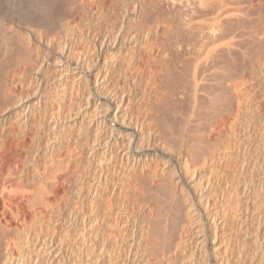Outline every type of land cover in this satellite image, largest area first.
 I'll use <instances>...</instances> for the list:
<instances>
[{
  "label": "bare ground",
  "instance_id": "1",
  "mask_svg": "<svg viewBox=\"0 0 264 264\" xmlns=\"http://www.w3.org/2000/svg\"><path fill=\"white\" fill-rule=\"evenodd\" d=\"M57 1L58 0H0V21H4L3 27H0V64L2 62L4 64L5 60H8L7 68L1 69L2 75H0L3 79L0 81H3V94L0 96L2 97L0 102V264H67V261L70 260H68V257H65L66 254H64L62 250H65L63 247H65L64 242L68 241H66V239H69L70 235L73 234L76 235H73V237H76L73 246L78 247L77 244L80 245L78 249H75L78 251L80 248L76 257L80 256L82 258V256H84V252L82 253L83 250L88 254L87 251H89V248L87 249L86 247L92 246L90 247V249H92L95 244L97 245L100 243V250L99 254H96L98 255L96 259L98 258L99 261H109V263H106L110 264V262L112 263L111 255L115 254L116 256V253L119 252H113L116 251V246H112L110 241L114 240L111 242L115 243L117 241L120 242L119 239H121L123 231L124 234L127 233L125 231L127 229L125 228L128 227V223L130 226L132 225L130 228L133 229L132 234L130 233L131 231H129V234L134 236V241L129 242V240H126L129 243L133 242L134 246L132 245L133 243H128V246L129 248L133 246V249L135 246L138 247L136 244L137 238L139 243L142 244L140 245L138 243L143 247L142 251L147 254L144 258L146 262L151 259L152 264H181L183 260L179 262L178 256L181 255L180 252L185 253V251H182L183 246L181 244L182 242L184 243V241L181 239L184 238L183 232L186 231L187 233V231L191 229L195 214V207L193 206V201L195 199L203 205L205 203L204 208H208L207 204L209 201L206 200L209 198L205 200L203 197L206 191L209 192V189L210 192L212 191L210 194L212 195L213 193L214 196H212L216 201H213V205L217 203L218 208H220V213L223 212V215H218L213 212L215 216L218 215L216 217H219V220L217 219L219 224H223L221 220L224 219L223 221H225V219L227 220L229 216L231 217L235 213L234 201L237 198V194L235 190L229 191V186L226 183H222V177L225 173L218 167L221 166H219L220 163L222 164L221 167H223L224 164L227 165L230 157L233 160L232 156H238L237 147L241 144L239 143L240 139L244 137L240 138V133H231L230 131L224 132L217 130L216 133L213 132L215 131V126H217L223 116L222 113L226 112L229 114L231 111H234L231 105L233 101L244 103L243 99L240 100V96L245 92L237 81L238 77L234 76L233 73L231 74V72H225L223 69L224 67H222L226 57V53L222 50H225L228 55L231 53L230 51H232V43L230 40H225V37L222 36L225 31L223 27L228 23L231 25L233 24L234 21L232 19H236L238 16L236 14L237 11L235 9H227L226 6L224 7L222 0H132L134 3L132 7L133 10L128 15H124V21H122V23L120 22L121 25L119 29H117V32L110 36V34H107L108 31L104 34V30L102 36H98L99 40H97L99 43L95 48L96 41H94L91 38L92 35L89 34H91L90 32L94 34L93 31L96 28L95 26H99V23L101 25L100 19L105 18H102L103 14L100 12V9H102L101 4L106 0H63L64 5H66L65 10H68V12H65L67 13L66 15L69 21L62 23L63 21L58 22L53 19L50 22V20H48L50 24L52 23L50 25L52 27L47 29L41 23L46 21L42 19L43 15L45 18L47 15H50L47 13L50 11V8L53 6L55 7V3L57 4L60 2ZM114 1L117 2V0ZM111 3L113 4V2ZM157 4H161V6L163 5L165 8H163L165 10L163 13L166 20L163 21L165 24L163 28L166 37L163 38L162 36L163 39L158 38L162 39L161 41L157 43L153 42V49L156 47L154 51L152 47H148L150 49L148 50L147 46L144 44V39H146L147 43L149 41L147 40L149 31L146 30V32H144V37H142L143 35L140 36L144 38L142 39L144 40V49L150 52L154 51V53L152 52L151 55L148 56L152 64L159 63L162 73L165 74L166 77L173 78L179 82L175 86H173L171 82V87L170 85H163L165 84L163 83L160 85L159 89L157 87L159 90H156L159 92L158 94L154 92L156 87L154 88L153 92L156 95L153 98H148L146 96L147 93H145L147 98L142 99V102H136L135 99H137V95L135 90L131 95L129 92L127 93V91H125L124 87L119 90V92H111L109 84L114 80H111V75H114L111 74V70L116 72L114 69L118 67H115V65L117 66L120 64L118 63L119 61H124V58L127 57V54H125L126 57L123 56L124 53L122 51L123 48L127 46V44L126 46L123 45V34L125 36L123 23H126L133 31H138V29L139 31H145L144 28L146 26L148 30L152 29V27L158 30L157 28L160 26L158 27L159 24L155 23V21L158 22V18H160V20L163 18L162 11L159 12V14H162V18L157 16L158 13H156V15H151L153 13L149 12L151 8L158 6ZM106 5L108 4L106 3ZM112 7L111 5V8ZM62 8H64V6ZM181 8H185L184 14L187 18H184V15L180 14L181 10L179 9ZM54 10H51L50 13ZM103 11L105 12V10ZM108 13H110V10ZM54 14L52 16L56 15ZM59 14L56 16H59ZM61 14L64 16L63 13ZM110 16L109 19L113 17L111 14ZM177 17H179L181 21H179ZM126 18H128V22H126ZM41 19L43 21L40 22ZM72 20L73 22H70ZM112 20L113 18L111 21ZM177 21L178 26L176 27V32H180L179 37L172 36L173 31L176 33L174 26ZM79 22L85 24V35L86 37H90L89 46L92 47V49H96L97 56L105 52V54L111 55V60L110 56H108L109 61L104 60L103 67L106 70L104 76H97V78L94 79L95 84H93L96 86L95 98L93 97L91 102L89 97L86 99L88 100L87 104L94 107V114L97 115L94 117L93 123H91L92 127H94L92 128L94 133L91 139H93L92 141L94 143L96 142L102 145L101 155H99L100 157L98 158L96 157L97 153L94 146L88 149L89 155H87L90 160H96L97 158L99 164L94 172H92L93 175H91L92 177L90 180H86L81 173L77 174L79 173L77 172L79 169L77 167L83 165H78V156L80 160L81 154L79 155V150H74V148L71 149L73 145L67 146L65 155H61L62 157L64 156L63 159H60L62 157H59L60 160L55 158L56 161L54 160L55 151L53 152V149L55 150L60 147V145L58 146V144L54 142V144H50V147H46L47 143L49 145V141H47L46 138L44 140L46 133H31L30 130L29 133H26L31 125L34 124L32 119L37 116L35 113L36 110L41 119L49 117L48 115L53 111L50 107L51 112H49L47 116H44V112L46 111H44V101L40 95L44 82H47L43 77V71L49 62L48 55L52 52H56L57 57L54 58L53 67L57 73L61 71L62 68L68 71L70 69L69 72H71V70H73L72 72H74V70L79 71L84 67L85 63L86 65L89 63L88 56H85V54L77 58L74 56L76 60H71L73 56L70 55L71 59H68L69 55L67 51H76V47L78 48L80 44H82L78 41L80 42L78 46L75 42V40H77L76 38L81 34V25L78 26ZM106 23L107 22H105V24ZM100 27H103V25ZM109 28L107 27V29ZM96 30L100 32L98 31L99 28ZM161 30L163 31V29ZM152 33L154 32L152 31ZM218 33L221 34L220 38L218 41H215L214 38L217 37ZM131 35V38H128L131 39V45L132 43H138V34L135 32ZM83 37L81 36V39ZM125 41H127V39ZM8 42L11 46L13 45V53L15 54H11L12 52L9 53V51L6 50L9 46L7 45L6 47V43L8 44ZM74 42L77 44L76 47L74 46ZM140 47L141 46H139V50ZM87 49L90 48L88 47ZM82 50L84 51V49ZM82 50L81 53H83ZM139 50L137 49L138 53ZM147 50L145 51L147 52ZM127 52H130V50L125 53ZM73 54L74 52H72V55ZM94 54L92 56H94ZM139 54L138 57L140 56ZM145 54L148 55V53ZM107 55L106 59L108 58ZM130 55L132 57V53L129 54V56ZM97 56L96 58L92 57V59L94 58L97 60ZM50 57L49 55V58ZM138 57L135 56V58H133L136 59ZM13 58L15 62L11 61L12 63H10L9 59L13 60ZM129 59L130 58L127 60L129 61ZM138 60L139 59H137V61ZM128 61L126 66L130 63H128ZM134 61L136 62V60ZM5 64L7 65V62ZM131 64L132 63H130V65ZM169 64H172L174 67L173 73L170 72L168 68ZM130 65L129 67H131ZM113 67L115 68L112 69ZM120 67L122 66L120 65ZM136 67L134 68L135 70ZM3 68H5V66H3ZM123 68L125 67L123 66ZM135 70H133V72ZM136 71L139 72L138 70ZM157 71L155 72L157 73ZM118 72H120V70ZM123 72L121 70V73ZM60 73L63 74L65 72L63 71ZM77 75H80V73ZM125 75L127 74L125 73ZM125 75H123V77ZM120 76H118L117 79L121 78ZM128 76H130V74ZM33 79L36 81L33 82ZM155 79L156 78H154V80ZM117 81L115 77V82ZM135 81L136 80H134V82ZM33 83H35V90L33 91L32 89L33 93H30L27 89H30ZM122 83L121 85H124ZM127 83L131 84L130 81ZM151 84L157 86L156 82ZM65 85L66 84H64V89L62 88L63 90L61 93L58 89L57 91H59V93H56L58 95V100H56L57 103L59 102L57 104L59 109H61L60 106H63V100L67 94ZM71 85L73 87V83ZM119 85L120 84L117 86ZM121 85L119 86L120 88ZM153 85L152 87H154ZM72 87L70 90H72ZM111 88H113V85ZM0 90L2 89L0 88ZM81 90L83 91V88ZM128 90L130 91V88ZM70 94L71 95L68 97L72 99L71 97L73 95L72 93ZM132 95H134L133 98L131 97ZM151 95L153 94L151 93ZM33 97L36 98V104L32 101ZM76 99L73 101H76ZM48 100L50 101V99ZM138 101H140V99ZM53 102L55 101L53 100ZM67 105L70 106V104ZM122 107L124 108L123 110ZM64 108H66V105ZM18 112L20 116L17 114ZM34 113L36 114L35 116ZM54 113L55 111H53V114ZM15 114H17V116H15ZM12 115H14L16 119L19 116L18 125L22 126V128L18 126L19 129H27L24 133H18L19 136H21L18 141H21V138H23V141L29 139V143L26 142L27 145L25 144L26 146L24 145L25 142L23 144L21 143L25 146V149L23 147V154L20 152L21 155H18L19 151L17 148H13L18 142L15 140V143H17L14 145V136L17 135V133H11L12 130L10 132V129H13L14 123H8V120L13 118ZM56 117L60 116L57 115ZM169 117H172L174 120L179 118V120L176 124L175 121L169 123L167 122V120L170 119ZM238 117V113H235L236 120H238ZM40 120H37L38 123L43 125V123L39 122ZM39 124L38 126L36 125L38 128L40 127ZM175 125L178 126L177 132L171 128ZM9 127L11 128L9 129ZM159 127H164L165 129H162V131L166 130L165 133L158 132L156 128ZM6 129H8L10 133H2L6 131ZM80 130H82V128H80ZM87 130L89 129L86 128L85 132H87ZM83 131L84 130H82V134L85 133H83ZM81 135L78 134L76 138L80 139ZM88 135L87 133V136ZM69 137L72 138L71 136ZM82 137L84 138V136ZM48 140L51 141V139ZM84 140L86 141L87 139ZM244 140L245 138L243 141ZM88 142L89 139L86 143ZM81 151L83 152V150ZM55 154H58V152ZM116 158L120 160V164L116 162ZM81 162L79 161V163ZM75 171L77 175L74 177L73 173ZM71 176L74 177L73 180H70ZM203 176L205 177L203 178ZM194 180L200 183L199 189L195 186L191 187V182H194ZM65 183L67 184L68 191L64 197L57 196L60 195V192H58L59 185H65ZM61 194L64 193L62 192ZM159 194L161 195L162 201H166V205L160 207L159 215H156L158 208L156 198H160ZM128 204L129 206L132 204L133 207L135 206V209H137L138 216L141 217V219L138 217L140 219L138 220L139 225L136 220H131L130 217H132L133 213L132 215L129 213L128 216L130 217L127 216L129 212V208L127 210ZM167 206H169V210L174 208V210L177 211L179 217L177 222L179 223L180 220L181 225H179V227L181 226L182 228L180 232L183 230V235L179 232L183 238H179V242L178 239H176L177 243L172 247L173 250L171 248L172 251L170 253H168L170 251L167 247L168 241L166 244H163L165 240L164 242L160 240L163 236L159 238L160 231L166 232L168 227V225L166 226V224H168L167 216L171 210L164 212ZM132 211H134V209ZM162 211L165 215L161 214ZM134 212H136V210ZM215 216H212L213 223L215 222ZM162 220H164V222L161 224ZM178 231L179 230L176 231V234ZM178 234L177 236L179 237L180 234ZM163 235H165V233H163ZM175 236L173 237L175 238ZM167 237L168 235H166V238ZM129 238L131 239V236ZM170 238L168 239L170 240ZM124 239L122 240L124 241ZM69 243L71 242L69 241ZM124 243L125 242L122 244ZM69 247L71 248V246ZM66 249L68 250V248ZM211 249H209V253L215 255L212 253L213 250ZM131 250H127V252L131 253ZM72 251L71 254L75 253ZM90 254L89 252L88 255L91 256ZM73 257L75 260V255ZM84 257L86 258V256ZM84 259H81V262ZM126 260L125 264L127 263ZM71 262L73 264L72 260ZM81 262H79V264H81ZM221 263L219 261L217 264ZM74 264H76V262ZM208 264L210 263L208 262Z\"/></svg>",
  "mask_w": 264,
  "mask_h": 264
},
{
  "label": "rangeland",
  "instance_id": "2",
  "mask_svg": "<svg viewBox=\"0 0 264 264\" xmlns=\"http://www.w3.org/2000/svg\"><path fill=\"white\" fill-rule=\"evenodd\" d=\"M222 1H223V4H224V7L226 6L227 9H235L237 11L236 14L238 15L236 19H232L234 21L232 25L229 24V23L226 25V22H225L226 26L223 27V29L225 28L224 29L225 31L223 30L224 32H223L222 36L225 37L224 38L225 40H230V42L232 43V51H230L231 53L229 52L230 54L228 55V53L225 50H222V51H224L226 53V55H225L226 57L224 56L225 59L223 61V66L222 67H224L223 69L225 70V72H227V71H228V73L231 72V74L233 73L234 76L238 77V78L236 77L238 79L237 81L240 83L242 89L245 92L242 96H240L241 97L240 100L243 99L244 103L243 102L238 103L236 101H233L231 105L233 106L232 108L234 109V111H231L229 114H227L226 112L225 113L223 112L222 113L223 116L221 114L222 117L220 119V122H218L217 126H215L216 128L214 129L215 131L213 132V133H216L217 130H221V131H224V132H227V131L229 132L230 131L231 133H240L241 134L240 138H242V137L245 138L244 141H243L244 138L240 139V141H239V143H241L242 145L240 144L241 146L239 145V147H237V151H238L237 155L238 156L237 157H233L232 156L233 160L230 157L229 158L230 162L228 161L229 163L227 162V165L224 164L225 167L224 166L221 167L222 166L221 163L219 164V166L220 165L221 166L218 167L223 173H225V175L222 177V183H226L229 186V191L230 190H232V191L235 190V192L237 194V198L234 201L235 213L233 214L234 216L233 215L231 217L229 216L230 218L228 217L227 220L226 219H225V221H223L224 219L221 220L222 221L221 223H223V224H219L218 223L219 217H216V216L223 215L222 214L223 212L220 213V208H218V204L217 203H216L217 205L216 204L213 205V203L216 202V201H215V198L213 197L214 196L213 193H212L213 196L210 194L212 191L210 192V189H209L208 190L209 192L206 191L205 194H204V197H203L205 200H206V198L207 199L209 198L208 200H206V201H209L208 204H207L208 208H204L205 203L203 205L201 202H198L196 199L193 201V206L195 207V210H194L195 214H194V218L192 220V226H191L190 231H187V233H186V231L183 232L185 236L182 234L183 230L180 232V229H182V228H181V226L179 227V225H181L180 224V220H179V223L177 222L178 221L177 219H179L177 211L174 210V208L170 209L171 210L170 211L169 210V206H167L166 209H165L166 211H164V212H168V210L170 211L168 213V216H167L168 224H166V226L168 225V227H167L166 232L165 231H160L159 238H162V236H163V238H162L163 240L160 239L163 242L165 240V243L161 242L163 244H166L167 241L169 242V243L167 242V245H168L167 247L170 250L168 253H170L173 250L172 247H174L176 245V243H177L176 239H178V242H179V240H180L179 238H183L184 237L183 239H181L182 241H184V243L182 241H180V242H182V244L181 243L180 244L183 246V247L181 246L182 247V251H185V253L184 252H180V254L182 256L181 255H180L181 257L178 256L179 257L178 258L179 262L181 260L184 261V262L182 261L183 264H206V263L208 264V262L210 264H217L219 261H220V263L222 262L221 264H227V263L228 264H264V0H222ZM57 2H59L60 4L59 3H57V4L55 3L54 4L55 7L53 6L52 7L53 9L50 8V11L55 9L54 11H52L51 13H50L49 10H48L49 12L47 11L48 12L47 14H50V15H47L46 18L43 15L42 19H44L46 21L44 22L42 19L40 20V22L43 21L41 23L47 29L49 27L50 28L52 27V26H50L52 24V23L50 24V22L53 19H54V21H58V22L63 21L62 23L66 22V21H69L67 19V15H66L67 14L66 12H68V10L67 9L65 10L66 5H64V1L62 0V3H61V0H58ZM111 2H113V4ZM114 2H115L114 0H110V1L106 0V1H104L105 4L103 3L104 5L101 4V8L102 9L106 6L103 9V10H105V12L102 9H100V12L103 14L102 18H104V17L105 18L104 19H100L101 20V25L99 23L98 24L99 26L96 25L95 26L96 28L94 27L95 28L94 31H93L94 34H92V32H90L91 34H89V35H92L91 38L94 41L97 42V43L95 42V48L97 47V44L99 43V41H98L99 37L102 36L104 30H105L104 34L108 31L107 32L108 35L109 34H110V36L114 35L117 32V29H119L122 21H124V15H126V14L128 15L133 10L132 7L134 6V3H133L132 0H117V2H115V3ZM106 3L108 5L109 4L110 5L109 6L106 5ZM111 5L113 6L112 7L113 9L111 8ZM157 5L158 6H154L153 8H151L149 10V12L153 13L151 15H156V13H158L157 14L158 17H161L162 14H163V18L161 17L162 18L161 20H160V18H158L161 21V23H160L159 20H158L159 23L157 21H155V23L159 24L158 27L160 26L159 28H157L158 30H155L153 27H152V29L148 30L147 26H146L144 28L145 31L144 30H140L139 31V29H138V31L137 30L133 31V29L131 27H129L128 25H126V23H123L124 24V28H125V30H124L125 36L123 34V38H124L123 45L126 46V44H127V46L124 47V48L125 49L127 47L128 48L126 50L123 48L122 51L124 53L123 56H125V54H127V57L126 56L125 57L127 59L128 58H130V59L128 61L126 58H124L125 59L124 61L123 60L119 61L118 63H120V64H118L117 66L115 65V67H118V68H116V69H114L115 67L112 68L116 72L111 70V74H114V75H111L112 76L111 80L114 79L113 80L114 83H113V81H111L110 84H109V88H110L111 92H115V93L119 92V90L123 89V87H124L125 91H127V93L129 92L130 95H131V93H133L134 90H135L136 95L138 96V97L136 96V98H137V99H135L136 102H142L143 101L142 99H145L147 97L148 98L149 97L153 98L156 94L159 93L157 91H159L158 89L160 88V85L163 84V83H165L163 85H168V86L170 85V87H171L172 84H173V86H175L179 82V81H176L173 78L166 77L165 74L162 73V69H161L160 64L159 63L158 64L157 63H153L152 64V61L150 60V57H148L149 55H151L152 52L154 53V51H155L154 49L156 47H154V49H153V42L157 43L158 41H161L164 37H166V35L164 33V28H163L165 26L163 21L166 20L165 19L166 17H165V15L163 13L165 11L164 10L165 8L163 7V5L161 6V4H157ZM60 6H61V8H60ZM63 6H64V8H62ZM109 10H110V13H108ZM179 10H181L180 14H183L184 15L183 17L187 18L185 16V14H184L185 13V8H181ZM53 12L56 15L59 14V13L60 14H59V16H56ZM159 12H161L162 14L160 13L161 14L160 15ZM52 13L56 17L52 16L53 15ZM61 13H63L64 16H62ZM110 14L113 16L112 17L113 18L112 21H111L112 18L109 19L111 17ZM49 16H50V19H49ZM47 17H48V19H47ZM179 17H177V19ZM62 19H64V20H62ZM154 19H156V18H154ZM48 20H50V22ZM103 20L105 22H107V23L105 24V22ZM106 20H108V21H106ZM179 21H181L180 18H179ZM3 22H4L3 20L0 21V27L1 28L3 27ZM70 22H73V20L70 21ZM110 22L111 23L113 22L112 25H111ZM126 22H128V18H126ZM177 23H178V21L175 22V26H174L175 27L174 28L175 32H176V27L178 26ZM79 25H81L80 29H81L82 32L80 31V29H79V31H80V33L82 35L80 34L79 37L76 38L77 40H75V42L77 44L81 42L82 44H80V46L78 44V46H79L78 47L79 49H78L76 47L77 44L74 42V46L76 47V51L72 50V52H74L75 55L74 54L72 55L71 50L70 51L68 50L67 51V53L69 55L68 59H71V57H70V55H71V56H73L71 60H76V58L81 56L82 54L83 55L85 54V56H88L89 60L92 59V57L96 58V56H97L96 49L95 48L92 49V47L89 46V41H90L89 38L90 37H86V35H85V33H86L85 24L84 23L82 24V22L81 23L79 22L78 26ZM102 25H103V27H100ZM105 25H108V26H105ZM84 26H85V28H84ZM107 27L108 28L110 27V28L107 29ZM226 27H227V29H226ZM98 28H99L98 31H100L101 33L97 32L96 29H98ZM161 29H163V31ZM146 30L149 31V36H148L147 40H149L148 43L150 45L147 43L146 39L142 38V37H144V32H146ZM152 31L154 33H152ZM135 32L138 34L137 38L139 40L138 39L137 40L139 42L138 43H132V45H133L132 46L131 43H130L131 39H128V38H131V36H132L131 34H133ZM163 33H164V35H163ZM172 33H173L172 36H176V37L180 36V32L179 33L178 32L174 33V31H173ZM140 35L141 36L143 35V36L141 37ZM220 35L221 34L218 33L217 37H215L214 40L218 41V39L220 38ZM81 36L85 37V39H84V37L82 38L84 41L81 39ZM162 36H163V38H162ZM79 38H80V40H79ZM155 38H156V40H155ZM158 38H162V39H158ZM126 39H127V41H125ZM142 39L145 40V43H144V40H142ZM78 41H80V42H78ZM84 42H85V44H84ZM143 43L147 46L148 50H150L149 48L152 47V49L154 51L150 52L147 49H144L145 46L143 45ZM7 45H9L8 46L9 48L7 47ZM81 45H85V46H81ZM138 45L141 46L140 50H142V51L139 50V46ZM6 47H7L6 50L9 51V53L12 52L11 54H15V53H13L14 52V48H12L13 45L11 46L9 44V42H8V44L6 43ZM88 47L90 49H87ZM11 48H12V51H11ZM80 48H81V50L84 49V51L82 50L83 53H81ZM85 49H87V50H85ZM137 49L139 50V53H141V54L138 53ZM129 50L132 53V57H131V55L129 56V54H131L130 52L125 53L126 51H129ZM145 50H147V52ZM91 51L94 52L95 54L92 53ZM143 51H144V53H143ZM88 52L89 53L91 52L90 53L91 56L89 55ZM87 53H88V55H87ZM107 53H109V52H107ZM145 53H148V55L145 54ZM93 54H94V56H92ZM104 54L100 55L101 57L97 56V60H95L94 58H93L94 60L93 59L91 61L88 60L89 63H87V65H86V63L84 64L85 68L83 67L79 71L78 70H74V72H72L73 70H71V72H69L70 69L68 71V70H65V68H62L61 71H59L58 73L53 67V62L55 60L54 58L57 57V54H56V52H54V53L52 52L51 54H49L51 57L49 58V55H48L49 62H48L47 67L43 71V77H44L45 81L47 80V82H44V84L42 86V89H41V92H40V95H41V97H42V99L44 101L43 102V105L45 106L44 107L45 108L44 111L47 112V113L44 112V114H45L44 116H47L48 113L51 112V108H52L53 111H55V113L53 114V111H52L48 115L49 117H44L43 116L44 118L41 119V117H39L40 115L38 114V111L36 110L35 113L37 114V116L34 117V118L32 117L33 118L32 120L34 122V124H32L33 127L31 125V127L28 129V132L26 131V133H29L30 131H31V133H44V134L46 133L45 136H44V140L46 138V140L49 141V145L45 141L47 143L46 147H48V146L50 147V144H54V142L56 144H58V146L60 145L61 150H60V147L56 148L55 150L53 149V152L54 151H55V153L58 152V154L54 153V160H56L55 158L59 159V157H62L61 155H65V149H66L67 146H72L73 145V147H71V149L74 148V150L75 149L79 150V155L81 154L80 157H81V159H83V160H81V159L79 160V156H78V160L80 162L82 161L81 163H79V161L77 160L78 165H83V166L77 167V168H79L78 170H80V171L77 170V172H79V173H77L75 171L73 173L74 175L73 174L72 175L75 177L77 174L81 173V174H83V176H84V178L86 180H90L91 179V177H92L91 175H93L92 172H94L96 167L99 165L98 161H97V158L100 157L99 155H101L100 152H101V149H102V145H100L99 143L97 144L96 142L94 143L92 141L93 139H91V138H93L92 136H93V133H94V131L92 130V128H94V127H92L91 123H93L94 117H96L97 115L94 114V107H92L91 105L87 104L88 100H86V99H88L87 97H89L90 98V102H91V100L94 97L95 91H96V89H95L96 86L94 85L95 84L94 83V79L97 78V76L98 77L99 76H104V74L106 72L105 68L103 67L104 66L103 65L104 64V60L109 61V57L108 56H110V60H111V55L110 54H108V55L105 54V56H104ZM138 54L140 55L139 57H141V58L138 57ZM106 55L108 57L107 58L108 60L106 59ZM135 56H137L138 58L134 59ZM147 58H148V61L150 60L149 62L147 61ZM137 59H139V60L137 61ZM134 60H136V62ZM11 61L15 62L14 58H13V60L9 59L10 63H12ZM127 61H128V63L129 62L132 63L131 65L129 63V65L131 67H129V65L126 66ZM131 61H133V62H131ZM6 62H7V65L5 64ZM1 64L3 66H5V68H3V66ZM1 64L0 65L2 66V68L0 66V75H2L1 69H6L7 68L8 60H5L4 64H3V62ZM150 64H152V65H150ZM120 65L122 67H120ZM170 65H171L172 68L170 67ZM123 66L126 69L123 68ZM127 67H128V71H127ZM135 67H136V70H138L139 72H137L134 69ZM159 67H160V70H159ZM168 68L170 69V72H172V73L174 72V69H173L174 67H173L172 64H169ZM129 69H131V70H129ZM157 69H158V71H157ZM119 70H120V72H118ZM121 70H122V72L124 71L123 72L124 74L121 73ZM133 70H135V71L133 72ZM63 71L65 73H63V74L60 73V72H63ZM155 71H157V73ZM77 72H79L80 75H77V74H79ZM152 72H153V74H152ZM125 73L127 75H125ZM154 73H155V76H154ZM116 74H118V75H116ZM129 74H130V76H128ZM123 75H125L124 76L125 78L123 77ZM68 76L71 77V78H69ZM73 76H74V78L76 77L75 78L76 80L73 78ZM118 76H120L121 78L117 79ZM132 76H133V79H132ZM66 77H68V78H66ZM115 77H116V80H118L117 81L118 83L115 82ZM154 78H156V79L154 80ZM66 79H68V80H66ZM127 79L131 82V84L127 83V82H129ZM1 80H3L2 77H0V81ZM124 80H126V81H124ZM134 80H136V81L134 82ZM161 80H163V81H161ZM34 81H36V80L33 79V82ZM66 81H68L69 83L66 82ZM154 81L156 82L157 86H155V84L154 85L151 84V83H155ZM2 82H0V88L2 89V90H0L1 91L0 92L1 93L0 96H2V94H3V87H2L3 83ZM55 82H56V84H55ZM171 82H172V84H171ZM57 83L59 84V86L60 85L61 86L59 87ZM72 83H73V87L71 85ZM121 83L124 84V85H121ZM64 84L67 85V86L65 85V91L67 90V92H66L67 94H66L65 99L63 100V103H64L63 106H60L61 109H59V107L57 105L59 103V102L57 103V100H58V98H57L58 95L57 94L59 93V91H57V89L60 90V93H61L62 90L64 89ZM68 84H70V85H68ZM118 84L121 85V88L119 87L120 85L117 86ZM34 85H35V83H33L31 88L30 89L28 88L27 91L28 92L30 91V93H33L32 89H33V91L35 90L34 89ZM112 85H113V88H115V89L117 88L116 91H115V89L111 88ZM114 85H115V87H114ZM152 85L154 87H152ZM74 86H76V87H74ZM128 86L130 88V91L128 90L129 89ZM71 87H72V90H70ZM141 87H142V89H141ZM157 87H158V89H157ZM68 88H69V93H68ZM82 88H83V91L81 90ZM154 88H155L154 92L155 93L157 92L156 94L153 92ZM73 89H74L75 92L73 91ZM142 90L144 91V94H143ZM145 90H147L148 92L145 91ZM150 91H151V93L153 95H151ZM77 92H79V93H77ZM70 93H72V95H73L71 97L72 99H69V97H68L69 95H71ZM145 93H147L146 94L147 97L145 96ZM52 94H53V96H52ZM89 94H90V96H89ZM73 97H74V99H73ZM131 97L133 98L134 95H132ZM141 97H144V98H141ZM1 99H2V97H0V102H1ZM35 99L36 98L33 97L32 101L35 102ZM48 99H50L51 102ZM75 99H76V101H73ZM139 99H140V101H138ZM53 100L55 102H53ZM68 101H69V103H68ZM65 103L70 104V106H68ZM71 103H73V104H71ZM34 104H36V102ZM65 105H66V108H64ZM68 108H70V109H68ZM47 109H48V111H47ZM54 109H56V110H54ZM123 109L124 108L122 107V110ZM19 112L17 113L18 115L21 113V112L20 113ZM35 113H34V116L36 115ZM58 113H60V114H58ZM235 113H238V115H239L238 120L235 119ZM17 114H15V116H17ZM55 114H57L60 117H56L57 115H55ZM50 115H52L55 118V120ZM12 116H13V118L8 120L9 121L8 123L12 122V124L14 123V125H13V129L11 127H9V129L11 128L10 129V132L12 130L11 133H17V135L14 136V145L17 142H18L17 144H19V145L16 144L17 146L13 145L14 146L13 148H15V149L17 148L18 151H19V154H18V152H17V154L21 155V153L23 154L25 146L27 145L26 142H28L29 139H25L23 141L22 140L23 138H21V141H18V139L20 140V137H21V136H19L18 133H22V132L24 133L25 130H27V129H25V130H24V128H23V130L19 129V128H22V126L18 125V117L20 115L17 117V119H16V117L14 115H12ZM49 118H50V120H49ZM169 118L170 119L167 120V122H169V123H173L175 121V124H176L178 122V120H179V118H177V120H174L172 117H169ZM37 120H40L39 122L43 123V125L39 124ZM47 122H48V124H47ZM80 122H81V124H80ZM38 124L40 126L39 127L40 129L37 127ZM18 126H20V127L18 128ZM43 126L45 127V130H44ZM90 126H91V128H90ZM41 127L43 128L44 131L42 130ZM85 127L87 129H89L90 131L87 130V132H85V130H86ZM175 127H176V129H175ZM80 128H82V130H84L83 133L85 132L84 134H86V135L82 134V130H80ZM171 128H173L174 131L176 130L175 132H177L178 126L175 125L174 127H171ZM31 129H34V130H31ZM78 129H79V131H78ZM162 129H165V128L164 127L163 128L162 127L156 128V130H158V132L165 133L166 130L162 131ZM54 130H55V132H54ZM8 131L9 130L6 129V131H4L2 133H5V132L6 133H10ZM69 132H70V134H69ZM57 133H58V135H57ZM63 133H64V135H63ZM87 133L89 134L88 136H87ZM247 133H248V136H247ZM78 134H80V135L82 134L80 139L76 138V137H78ZM46 135H47V137H46ZM16 136H19V137H16ZM69 136H71L72 138H70ZM82 136H84V138ZM47 138L51 139V141L48 140ZM52 138H53V140H52ZM84 139H87V140L89 139V142L86 143L87 140L85 141ZM15 140L17 141L16 143H15ZM78 140L79 141L81 140L80 141L81 143ZM84 141H85V143H84ZM21 143L22 144L24 143V145L25 144L26 145L24 146ZM65 143L69 144V145H66ZM78 143L82 144V145H79ZM92 146H94L96 148V153H97L96 154V157H97L96 160L95 159L90 160V158L88 156L89 155L88 154L89 153L88 149L91 148ZM232 146H234V145H232ZM23 147H24V149H23ZM238 148H239V150H238ZM62 149H63V151H62ZM56 150H57V152H56ZM81 150H83V152ZM60 151H62V152L59 153ZM80 152H82V153H80ZM82 155H83V158H82ZM63 157L60 158V159H63ZM234 158L237 159V160H235ZM116 160H117V158H116ZM119 161L120 160L118 159L116 162L118 164H120ZM72 166H73V164H72ZM73 176L70 177V180L74 179ZM204 177L205 176H203V178ZM191 183H192L191 187L195 186L197 189H199L200 183L198 181L194 180V182H191ZM62 185H59V188H58L59 191L58 192H60V195H57V196H63L64 197V195L68 191L67 190L68 187H67L66 183H65V185L64 184H62ZM60 186H61V188H60ZM204 190H205V188H204ZM62 192L64 194H61ZM159 196H160V198H158V199L156 198L157 204H158L156 215H159L160 207H164V205H166V201H162L160 194H159ZM129 204L127 206V210L129 208V212H128L127 216L129 215V213H131V215L133 213L132 217H130V216H128V217H130L131 220H136L137 224H138V220H140L141 217L138 216V211H137V209H135V206L133 207L132 204H131L132 206L131 205L129 206ZM215 206H216V209H215ZM133 209H134V211L136 210V212L132 211ZM127 210H126V213H127ZM164 212L162 211L161 214L165 215V214H163ZM213 212H215V214H218V215L215 216V214ZM209 214H210V217H209ZM212 216H215V222L214 223L212 221V219H213ZM162 218H163V216H162ZM131 220H130V222H131ZM163 222H164V220L161 221V224ZM127 226L128 227L125 228V229L128 230V228H129V230L127 231V230L124 229L127 233L125 232L126 234H124V231H123V235L121 234L122 237H121V239H119L120 242L117 241L120 245L117 242L116 243L115 242H111V241H114V240L110 241L112 246H116V251H113V252L116 253L117 251H119V252L116 253V256H115V254L114 255L112 254L113 256L111 255L112 263L110 262V264H125V260L126 259H127L126 260L127 261L126 264H152V260L151 259L149 261H147V262L145 261L144 258H145V255H147V254H146V252L142 251L143 247L140 246L142 244L139 243V240L137 238H136V244L138 245V247L137 246L134 247V249H136V250L133 249L134 243L133 242L129 243L130 241H134V236L131 235L133 229H131L130 227H132V225L130 226L129 223H128ZM177 230H179L178 233L180 232L183 235V237H182V235L180 233L179 234L181 235V237H180V235L178 233L177 234L179 235V237L177 236V234H176ZM129 231H131L130 232L131 234H129ZM162 232L165 233V235H163ZM133 234H134V232H133ZM73 235H70L71 238L69 237V239H66V241L68 240L67 241L68 243L64 242L65 247H63V248H65V250L64 249L62 250L64 252V254H66L65 257H68V260H70V261H67V264H72L71 260L73 261V264L75 262H76V264H79V262H81V259L85 258L84 256H86V258L84 260H82L83 264L84 263L85 264H95V261H96V264H99V263L103 264L104 262H105L104 264L109 263V261L103 260L104 261L103 262L101 260L99 261L98 258H97L98 260L96 259V257L98 256L96 254H99V250H100L99 244L100 243H98L97 245L95 244V246H93L94 247V248H92L93 251H92V249H90V247H92V246L86 247L87 249L89 248V251H87V253L89 254V252H90L91 256L86 254L85 253L86 251L83 250L82 253L84 252L83 253L84 256H82V258L80 256L79 257L77 256L79 258L78 259L76 257V254L79 252L80 248H79L78 251L75 250V249H78V247H80V245L77 244L78 247L77 246L76 247L73 246V242L76 240V237H73ZM166 235H168L167 238H166ZM74 236H76V235H74ZM130 236H131V239L129 238ZM170 236H171V238H170ZM173 236H175V238ZM168 238H170V240L171 239L172 240L170 241ZM122 239H124V241ZM184 239L186 240V242H185ZM126 240L127 241L129 240V242H127ZM174 240H175V242H174ZM69 241L71 243H69ZM121 241H123L125 243L122 244L123 242H121ZM126 242H127V244H126ZM128 243L129 244L133 243L132 244L133 246L129 248V246H128L129 244ZM173 243H175V244H173ZM115 244H117V245H115ZM69 246H71V248ZM66 248H68V250ZM69 248H70V250H69ZM97 248H99V249L95 250ZM171 248H172V250H171ZM87 249H85V250H87ZM131 249H133L134 251L131 250ZM209 249L213 250L212 253H214L215 255H213V254L211 255V253H209ZM72 250H74V251H72ZM127 250H131V253L127 252ZM71 251L75 252V253H72V254L75 255V257L77 258V261H76V258L74 260V257H73L74 255L71 254ZM69 253H70V255H69ZM127 253H128V255H127ZM67 255H69V256H67ZM91 258H95V259H91ZM82 262H81V264H82Z\"/></svg>",
  "mask_w": 264,
  "mask_h": 264
}]
</instances>
